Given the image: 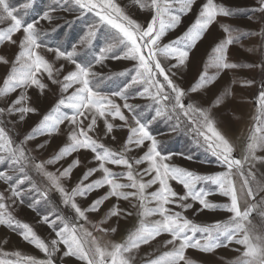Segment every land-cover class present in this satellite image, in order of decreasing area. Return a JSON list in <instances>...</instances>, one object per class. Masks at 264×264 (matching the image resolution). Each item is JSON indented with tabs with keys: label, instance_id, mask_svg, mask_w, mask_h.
<instances>
[{
	"label": "snow or ice",
	"instance_id": "obj_1",
	"mask_svg": "<svg viewBox=\"0 0 264 264\" xmlns=\"http://www.w3.org/2000/svg\"><path fill=\"white\" fill-rule=\"evenodd\" d=\"M197 2L133 0L141 10L151 14L147 23L142 24L132 18L117 0H52L49 9L31 22L18 15L19 9L11 7L9 0H0V24L8 21L7 26L0 27V47L7 44L17 48L12 60L0 54V64L9 68L0 86V98L20 90V94L7 107H0V165L6 166L0 170V181L6 185L5 191H0V225L17 231L24 241L43 254V258H37L16 251L11 253L14 259H0V264H61L64 258L78 259L81 264H135L140 247L162 234L170 236L164 241V247L168 250L147 259L144 264H194L186 254L189 249L213 253L219 247H228L232 243L241 247L233 249L239 255L230 264H264V173L258 175L259 170L256 169L257 163L264 164V156L257 155L264 152V82L256 99L257 114L253 117L242 154L238 157L235 154L236 145L218 127L212 112L215 106L224 103L231 92L226 90L218 95L209 107H203L187 97L189 91L205 89L225 71L241 66L230 60L229 49L247 33L223 25L226 36L211 47L197 86L186 90L172 79L175 75L172 69L187 65L192 51L205 38L218 17L233 14L232 9L216 0H204L187 30L163 43L167 33L180 25L181 17L192 12ZM21 7L29 9L31 3ZM57 8L79 11L77 19L93 15L94 22L87 26L78 41L90 58L78 59L81 53L75 44L68 50L62 45L51 47L42 39L48 33L37 25L40 20L51 22L54 19L51 13ZM260 10L264 11V0H261ZM101 29L108 32V38L96 52L94 44ZM258 34L264 37V29ZM17 35L19 39L14 38ZM44 52L51 54L52 59ZM117 52L120 54L117 55ZM109 59L132 61V68L118 75H134L119 91L106 94L99 90V83L105 77L94 69ZM60 61L67 62L72 68L66 71L65 64ZM259 67L264 69V61ZM208 69L215 71L209 73ZM45 77L66 95H62L31 133L17 143L6 129L4 117L18 114L19 120L23 121L28 114L36 113L37 109L27 103L30 100L28 89L35 87L43 95L49 87L44 82ZM243 83L251 85L254 81L246 80ZM135 86L141 89L137 92L138 96L151 99L157 106L153 120L165 117L175 120L176 128L187 125L188 130L194 133L196 142L211 152L223 170L205 175L170 163L172 154L160 150V141L149 130L151 121L141 122L135 113L138 106L128 102L129 90ZM118 99L123 104L118 103ZM125 110L132 113L134 124L129 123ZM117 119L122 123L115 124ZM101 121L105 137L111 135L113 140L116 138L112 135L115 129L127 128V137L118 151L94 138L93 134L97 133ZM65 122L71 126L69 143L49 160L36 161L26 149V141L36 135L56 132ZM80 150L91 151L97 167L88 168L77 185L68 191L61 180L70 178L72 169L80 165L79 158L62 171L58 170L59 174L48 171L45 165L56 163ZM138 150H143L142 155L129 156V153ZM109 164L123 170L114 171ZM140 165L146 167L140 168ZM29 168L42 176L51 189L58 191L61 202L75 213L74 219L59 212L41 216L40 222L47 224L55 234L48 241L41 238L28 223L16 219L9 208V201L12 205L17 200L23 204L29 193L36 194L28 205L33 210H37L41 201L50 203V188L42 189L34 183L28 174ZM98 171L102 176L90 181V177ZM173 182L182 186L183 194L175 190ZM203 182L214 185L228 202L220 204L209 201L207 197L210 193L199 187ZM25 183L29 188L23 187ZM104 186L108 187V191L88 207L82 208L76 202L77 197H87L90 192ZM153 187V191H148ZM110 198L135 201L132 207L137 210L138 224L122 242L104 239L109 232L115 233L117 228L102 225L112 217L131 216L132 212L120 208L117 203L98 222L88 220L87 213L99 211ZM189 200L199 203L197 211L223 209L230 215L225 221L196 224L183 215V211L193 208ZM172 206L181 211H175ZM254 215L259 217V224L253 221ZM97 231L101 233L100 236L94 234Z\"/></svg>",
	"mask_w": 264,
	"mask_h": 264
},
{
	"label": "rangeland",
	"instance_id": "obj_2",
	"mask_svg": "<svg viewBox=\"0 0 264 264\" xmlns=\"http://www.w3.org/2000/svg\"><path fill=\"white\" fill-rule=\"evenodd\" d=\"M9 2L11 7L19 9L17 14L22 16L27 22L38 19L52 4V0H9ZM117 2L138 22L146 24L150 19V12L141 10L133 3V0H117ZM203 2L204 0H198L193 11L181 17L180 25L167 33L163 39V43H168L187 30L194 22L197 10ZM216 2L232 9L233 14L228 17H218L217 22L210 27L205 38L199 42L192 51L187 65L172 69V72L175 73L172 79L186 90L197 86L198 78L200 73L204 70L203 66L210 54L211 47L226 36L222 28L223 25L238 29L240 33H247V35L242 36L238 43L231 45L229 49L230 60L241 66L236 69L225 71L213 85L205 89L198 88L196 92L189 91L187 97L188 100L203 107H209L213 104L218 95H221L226 90L231 92V95L224 103L215 106L212 112L218 127L236 145L237 151L235 154L239 157L242 154L249 129L253 124V117L257 114L256 99L260 85L264 82V69L259 67L261 62L264 61V37L258 34L264 29V11L260 10L261 0H216ZM25 3H31V7L29 9L22 8L21 6ZM51 15L54 17L51 22L40 20L37 25L42 31L48 33L46 36H43L42 39L47 41L51 47L62 45L68 50H71L72 46L75 44L77 46V51L81 53L78 59L90 58V54L84 50L83 46L80 45L78 41L86 31L87 26L94 22L93 15L88 14L77 19V17L80 16L79 11H66L61 8H57ZM7 23L8 21H5L4 24H0V27L7 26ZM53 29H55V31H53ZM14 38L19 39V35ZM107 38L108 32L105 29H101L94 44V50L96 52L104 45ZM16 52L17 48L15 46L6 44L0 47V54L6 55L9 60L14 58ZM44 54L47 55L50 60L52 59L51 54L46 52H44ZM119 54L120 53L117 52V55ZM60 63L65 64L66 71L72 68V65L67 64L65 61H60ZM132 64L133 62L129 60L109 59L106 60L103 65H97L94 71L102 73L105 77L99 83V90L103 93L110 94L123 88V86L131 80V76L134 75V73L125 75L118 74L124 72L126 69L132 68ZM251 65L256 66L253 67ZM8 70V66L0 64V86H2L3 79ZM208 71L209 73H213L215 70L208 69ZM246 80H252L254 83L245 85L243 82ZM44 82L48 84L49 87L44 91L43 95H41L40 91L35 87L28 89L30 100L27 101V103L37 109L36 113L28 114L23 121L19 120L18 114L12 116L6 115L4 117L5 127L13 140L17 143L23 141L25 136L31 133L32 129L39 124L42 117L53 108L62 95H66L60 92L57 85H52L47 80V77L44 78ZM140 90L139 86L130 89V98L128 102L138 106L135 109V113L141 118V122L148 123L151 121L149 130L156 136L157 140L160 141V150L165 154H172L170 163L205 175L214 174L215 172L223 170L222 166L217 162L216 158L212 156L211 152L208 151L205 146L196 142L194 133L188 130L187 125L176 128V121L169 120L165 117H157L153 120L157 106L151 99L138 96L137 92ZM19 94L20 90L18 89L17 92L10 94L8 97L0 98V107H7V105ZM117 102L123 104L122 100L118 99ZM125 115L128 116L129 123L134 124L132 113L125 110ZM87 123L88 121L86 120L85 124ZM114 123L119 125L122 122L117 119ZM70 130L71 126L65 122L59 126L56 132L36 135L35 138L26 141L25 147L36 161H47L57 154L64 145L69 143L68 134ZM127 134V128H117L112 134L116 137L115 140L112 139L111 135L105 137L104 126L101 121L99 122L97 133L93 135L94 138L100 140L105 146L118 151L125 141ZM38 145L44 146L41 148L37 147ZM142 152L143 150L133 151L129 153V156L138 157L142 155ZM93 155L94 154L89 150H80L56 163L46 164L45 167L48 171L59 174V171L68 167V165L78 157L80 165L72 169L70 178H62L61 180L64 187L68 191H71L88 168L97 167V162L94 161ZM257 155L264 156V152H258ZM189 156L192 158L188 159L187 157ZM108 166L117 172L123 170L121 167L111 164ZM5 167V165H0V170H3ZM139 167L143 168L146 167V165H140ZM256 169L259 170L258 175L259 173H264V164L257 163ZM28 174L32 177L33 182L38 184L42 189L45 187L50 188V203L41 201L37 206V210H33L29 208L28 205L32 203V199L36 194L29 193L25 196L23 204L17 200L15 205H12L11 201H9V208L16 219L23 223H28L41 238L48 241L54 238L55 234L47 224L40 222L41 216L59 212L69 219H74L75 213L61 202L62 198L60 193L55 189H51L48 182L44 180L42 176L38 175L33 168L28 169ZM101 176L102 173L98 171L90 177V181L98 179ZM23 187L27 189L29 185L25 183ZM173 187L178 193L183 194L184 189L182 186L173 182ZM199 187L205 188V190L210 193L207 197L209 201L220 204L228 202L227 198L219 194L214 185L203 182ZM5 189L6 185L0 181V191H5ZM153 190L154 187L148 191ZM107 191L108 187L104 186L90 192L87 197H77L76 202L82 208H86L93 200L103 196ZM188 202L193 203V208L183 211V215L187 216L196 224L208 225L216 221H225L230 215V213L223 209L197 211V209L200 208L199 203H194L191 200ZM117 203L120 208L132 212L133 214L131 216H122L119 218L112 217L104 223L102 227L117 228L115 233L109 232L104 239L122 242L127 234L138 224L137 210L132 207L135 201H125L123 199L117 201L115 198H110L105 201L99 211H90L87 213V216L90 222H98L108 209L113 204ZM172 207L175 211H181V209L175 206ZM157 218L158 217H151L150 219ZM253 221L257 224L260 223L259 217L256 215L253 216ZM94 234L97 236L101 235L98 231L94 232ZM197 237L199 238V233ZM168 239H170L168 234H162L149 244L142 245L136 254L135 264H144L147 259L168 250L164 247V241ZM240 247L241 246L232 243L228 247H219L213 253H203L194 249H189L186 254L194 261V264H230V262L239 255V253L233 249ZM16 251H19L25 256L32 255L37 258H43V254L33 245L24 241L17 231L7 226L0 225V259H14L15 257H13L11 253ZM4 253H8L9 255L4 256ZM61 264H81V262L75 258H64Z\"/></svg>",
	"mask_w": 264,
	"mask_h": 264
}]
</instances>
